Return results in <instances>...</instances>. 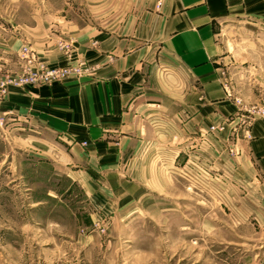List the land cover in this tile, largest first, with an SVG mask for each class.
<instances>
[{
    "label": "crops",
    "instance_id": "0c3cea01",
    "mask_svg": "<svg viewBox=\"0 0 264 264\" xmlns=\"http://www.w3.org/2000/svg\"><path fill=\"white\" fill-rule=\"evenodd\" d=\"M68 1L45 0L38 18L12 5L0 21L6 75L23 46L37 65L84 69L0 99L25 132L28 166L127 210L184 190L191 162L203 171V234L247 255L235 264H264V117L251 113L264 96V0Z\"/></svg>",
    "mask_w": 264,
    "mask_h": 264
},
{
    "label": "rangeland",
    "instance_id": "374dc122",
    "mask_svg": "<svg viewBox=\"0 0 264 264\" xmlns=\"http://www.w3.org/2000/svg\"><path fill=\"white\" fill-rule=\"evenodd\" d=\"M48 2L52 9L60 4V0ZM68 2L74 10V0ZM12 5L22 9L19 19L27 17L24 11L31 6L36 18L46 17L45 0H0V21L11 13ZM51 17L54 20V14ZM19 60V72L12 76L25 70L80 68L37 65L30 52L27 56L21 51ZM80 75L30 86H49ZM5 76L0 67V80ZM14 118L0 115V264H235L239 257L245 260L244 254L219 253L224 245L220 239L203 234L205 191L198 165L189 177L179 173L184 190L163 192L174 198H157L156 208H110L105 190L93 192L94 197L87 190L86 196L76 184L51 176L42 166L30 168L27 139L18 135L25 132H18L21 127Z\"/></svg>",
    "mask_w": 264,
    "mask_h": 264
},
{
    "label": "built area",
    "instance_id": "2783aa9c",
    "mask_svg": "<svg viewBox=\"0 0 264 264\" xmlns=\"http://www.w3.org/2000/svg\"><path fill=\"white\" fill-rule=\"evenodd\" d=\"M23 53L29 54L28 48H23L21 50ZM32 70H25L23 73L20 75L12 76L8 75L5 76L4 79L0 80V95L3 97L5 96L7 92V88L14 86V87H24L27 85H35L36 83H50L52 81H56L57 79L61 80L65 78L67 75H80L83 71L82 68H70V69H59V70H44L40 71L38 73L31 72ZM254 117L257 116H264V98L261 100L260 104L253 109L251 112ZM213 131L214 128H211ZM191 166L188 165V167H183L181 169V174L184 176H188L190 173H195V167L196 165L193 166V164L190 162L189 163ZM203 172V171H202ZM189 177V176H188Z\"/></svg>",
    "mask_w": 264,
    "mask_h": 264
}]
</instances>
